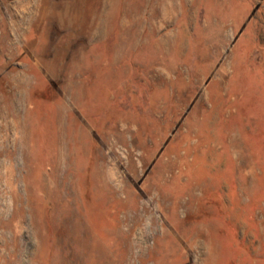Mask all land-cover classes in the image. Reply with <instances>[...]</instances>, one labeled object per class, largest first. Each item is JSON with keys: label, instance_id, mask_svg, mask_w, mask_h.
<instances>
[{"label": "rangeland", "instance_id": "obj_1", "mask_svg": "<svg viewBox=\"0 0 264 264\" xmlns=\"http://www.w3.org/2000/svg\"><path fill=\"white\" fill-rule=\"evenodd\" d=\"M0 264H264V0H0Z\"/></svg>", "mask_w": 264, "mask_h": 264}]
</instances>
